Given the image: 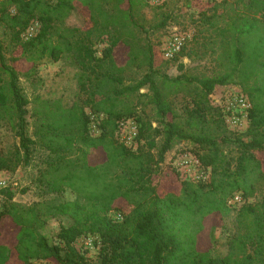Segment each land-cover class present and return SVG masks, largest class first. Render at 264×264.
Instances as JSON below:
<instances>
[{
    "label": "trees",
    "instance_id": "obj_1",
    "mask_svg": "<svg viewBox=\"0 0 264 264\" xmlns=\"http://www.w3.org/2000/svg\"><path fill=\"white\" fill-rule=\"evenodd\" d=\"M147 5V0H0L12 60L7 62L0 42V109L12 111L20 139L13 155L0 154V171L29 165L41 148L34 180L40 195L69 190L74 196L26 205L13 200L10 187L1 188L7 202L0 211V264H264V197L249 201L264 185V0L203 5L201 16L223 38L222 65L213 76L160 73L155 45L143 36L149 32L141 19ZM77 7L88 16L82 28L65 24ZM170 19L164 15L151 28L160 30ZM34 22L37 31L24 35ZM104 41L98 55L96 46ZM65 55L79 68V100L67 107L60 99L38 96L30 123L31 100L20 76L31 78L45 59ZM144 67L139 79L127 74ZM179 84L195 87L193 107L182 113L164 90ZM230 84L251 104L244 132L229 129L222 107L210 102L217 86ZM143 88L149 93H141ZM141 96H149L153 114L139 113ZM92 114L100 117L96 135ZM130 118L138 124L137 149L117 135ZM177 141L196 146L197 159L211 172L206 180L181 178L162 166ZM237 193L244 199L240 207L230 203ZM233 210L238 230L228 252L214 254L212 232ZM59 217L71 222L60 226L56 244L43 229ZM90 234L101 240L95 261L76 246Z\"/></svg>",
    "mask_w": 264,
    "mask_h": 264
},
{
    "label": "rangeland",
    "instance_id": "obj_2",
    "mask_svg": "<svg viewBox=\"0 0 264 264\" xmlns=\"http://www.w3.org/2000/svg\"><path fill=\"white\" fill-rule=\"evenodd\" d=\"M233 2L234 0H229ZM148 5L142 10L141 19L146 25L149 32H144L143 36L148 35V39L155 45L156 67L161 74H166L170 77H176L181 74L213 76L222 65L218 61V56L221 51L222 36L221 31L213 28L201 16V11L206 4L202 0H147ZM203 8V9H202ZM207 8V7H206ZM208 14L211 15V10L208 9ZM164 15L170 16L168 24L157 31H153L151 25L160 22ZM87 13L84 9L77 7L65 20V24L72 27L82 28L87 24ZM223 26L222 23L219 24ZM39 27L38 22H34L24 33L28 36L34 34ZM174 34H179L183 38V46L181 50L173 57L165 55V49L168 42ZM0 42L5 47V55L7 62L11 64V52L9 50L10 36L8 29L0 22ZM107 45V42L97 44V54H102V49ZM22 68V66H20ZM147 68H133L128 74L130 78H141ZM79 68L69 55H65L58 61L45 59L38 66L37 73L31 78L20 76V85L23 88L26 96L31 100L27 106L30 113L28 114L29 122H33L30 116L34 108L35 98L40 96L43 99H60L62 103L70 107L79 100L80 87L77 80ZM194 86L179 84L165 87L164 90L178 112H184L186 108L193 107ZM141 93H149L147 88H143ZM235 92H242L239 86L221 85L217 86L210 95L212 105L222 107L226 122L229 129L235 132H244L249 124V120H243L242 124H236L232 118L225 112L226 104L229 96ZM138 102V97H136ZM142 103L138 106L140 114H153L152 104L149 103V96H141ZM12 111L7 108L0 109V154L13 155L20 144V139L17 135V123L14 119ZM100 120L98 115L92 116L90 124L91 132L99 134ZM134 119H129L117 131V135L122 141H125L129 146L137 149L139 143L136 139V131L132 123ZM135 122V121H134ZM33 127L30 124L29 132H32ZM236 150L233 145L229 146ZM196 146L189 141H177L173 148L167 152L166 160L162 164L163 167H171L179 172L181 178L195 179L203 177L207 179L211 172L206 170L197 159L195 153ZM44 154V150L38 148L34 153L33 161L29 165H20L14 169L0 171V190L4 187H10L14 192V201L26 205L34 204L35 202L51 199H73V193L69 190L62 194H46L40 195L34 182L37 175V163L40 162ZM264 197V185L261 186L256 196L251 198V203H257ZM7 199L0 191V211L6 204ZM235 207H240L237 204ZM237 211L233 210L225 217L224 225L215 228L212 232L214 240V254L225 255L229 250V240L237 232L238 226L236 222ZM112 216L116 219H121L119 212H113ZM70 219L67 217H59L49 221L43 229L44 234L53 243H60L57 233L62 224L69 225ZM76 246L87 256L95 261L98 259L101 240L98 235H87L80 237ZM241 256V253L237 254ZM33 264H49L43 261H36Z\"/></svg>",
    "mask_w": 264,
    "mask_h": 264
},
{
    "label": "built area",
    "instance_id": "obj_3",
    "mask_svg": "<svg viewBox=\"0 0 264 264\" xmlns=\"http://www.w3.org/2000/svg\"><path fill=\"white\" fill-rule=\"evenodd\" d=\"M202 1H204L205 3H217V2H220L221 0H202ZM182 46H183V38L179 34H174L172 38L170 39V41L168 42V45L165 49V55L167 57H173L176 53H178L181 50ZM250 107H251V104H250L248 97L243 92H235L229 96L227 104H226L225 112L232 118V121L236 124V126H238V124L239 125L240 123L242 124L243 120H245L247 123ZM93 115L95 114L91 115V122H92ZM130 119H133V118H130ZM128 120L129 119L123 120L120 123V127L123 126L124 123ZM134 121L135 120H133L132 123L134 125L136 135H137L138 124L136 121L135 122ZM99 122L100 120L97 122V125L99 124ZM195 179L206 180L203 177H197ZM243 202H244V199L241 193L235 194V196L230 201V203L233 204L234 206H236L237 204L241 205Z\"/></svg>",
    "mask_w": 264,
    "mask_h": 264
}]
</instances>
